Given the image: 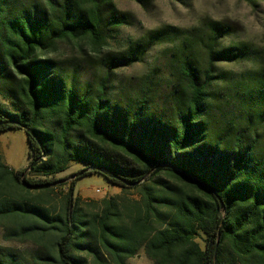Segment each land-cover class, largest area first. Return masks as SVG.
I'll return each instance as SVG.
<instances>
[{"label": "trees", "instance_id": "obj_1", "mask_svg": "<svg viewBox=\"0 0 264 264\" xmlns=\"http://www.w3.org/2000/svg\"><path fill=\"white\" fill-rule=\"evenodd\" d=\"M133 22L115 0H0V134L23 130L29 158L0 152V228L31 247L0 264H264V45ZM91 175L121 194L75 195Z\"/></svg>", "mask_w": 264, "mask_h": 264}, {"label": "rangeland", "instance_id": "obj_2", "mask_svg": "<svg viewBox=\"0 0 264 264\" xmlns=\"http://www.w3.org/2000/svg\"><path fill=\"white\" fill-rule=\"evenodd\" d=\"M119 10L133 18L134 26H128L123 36L140 37L146 32L164 26H174L181 30H189L198 26L204 18L221 21L230 25L235 33L229 38L231 41L250 44L254 48L264 45V1L255 5L245 0H143L141 4L131 0H115ZM161 49L156 48L149 57H156ZM62 55L69 53L63 46ZM148 64L138 65L123 71L127 77L141 76L146 72ZM227 68V67H225ZM249 68L247 64L232 65L234 73L244 72ZM0 152L3 161L14 170L27 168L28 142L23 130L0 134ZM83 169L81 165L72 167L60 175L59 178L67 182L75 180L74 174ZM121 194V190L109 186L107 181L99 175H91L78 181L75 195L83 199L102 200ZM136 198L134 193L128 195ZM0 244L29 252V245L9 243L3 239V230L0 228ZM129 264H152L142 250L136 257L129 260Z\"/></svg>", "mask_w": 264, "mask_h": 264}]
</instances>
